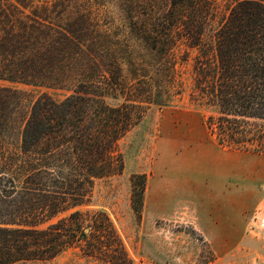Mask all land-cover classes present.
<instances>
[{
    "label": "trees",
    "instance_id": "1",
    "mask_svg": "<svg viewBox=\"0 0 264 264\" xmlns=\"http://www.w3.org/2000/svg\"><path fill=\"white\" fill-rule=\"evenodd\" d=\"M156 1L144 18L126 14L143 58L119 54L89 0H0V264L70 248L132 264L108 214L84 206L97 180L122 172L120 140L180 92L179 44L197 49L192 95L214 109L209 134L264 153V0ZM145 179L130 177L137 215Z\"/></svg>",
    "mask_w": 264,
    "mask_h": 264
},
{
    "label": "rangeland",
    "instance_id": "2",
    "mask_svg": "<svg viewBox=\"0 0 264 264\" xmlns=\"http://www.w3.org/2000/svg\"><path fill=\"white\" fill-rule=\"evenodd\" d=\"M81 1L119 36V54L148 56L130 39L126 14L137 6L144 18L152 0ZM219 1L223 9L227 0ZM196 52L174 48L180 92L167 105H151L120 140L122 172L97 180L84 208L108 214L132 264H264V153L222 147L209 134L205 118L214 109L192 95ZM134 173L146 176L139 215L130 204ZM14 264L111 263L70 248L50 260Z\"/></svg>",
    "mask_w": 264,
    "mask_h": 264
},
{
    "label": "bare ground",
    "instance_id": "3",
    "mask_svg": "<svg viewBox=\"0 0 264 264\" xmlns=\"http://www.w3.org/2000/svg\"><path fill=\"white\" fill-rule=\"evenodd\" d=\"M199 154V153H198ZM191 155V154H190ZM186 156V155H185ZM200 156V155H199ZM194 157V156H193ZM186 158V157H185ZM191 158V157H190ZM184 159V158H183ZM197 159V158H196ZM185 161V160H184ZM200 161V160H199ZM194 162V161H193ZM187 163H188V161H187ZM200 163V162H199ZM195 164V163H194ZM187 166H189V165H187ZM262 222L264 223V220H262Z\"/></svg>",
    "mask_w": 264,
    "mask_h": 264
}]
</instances>
